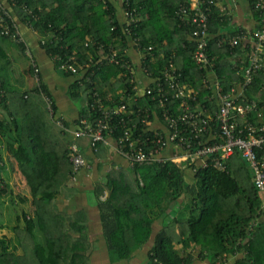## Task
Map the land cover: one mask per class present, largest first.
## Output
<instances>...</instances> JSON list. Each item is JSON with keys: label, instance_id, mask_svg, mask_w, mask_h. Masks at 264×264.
Listing matches in <instances>:
<instances>
[{"label": "trees", "instance_id": "1", "mask_svg": "<svg viewBox=\"0 0 264 264\" xmlns=\"http://www.w3.org/2000/svg\"><path fill=\"white\" fill-rule=\"evenodd\" d=\"M249 2L259 28L256 0ZM189 5V0H0V264H85L90 248L84 230L80 227L79 240L73 239L56 203L58 196L75 194L68 185L73 180L69 146L75 142L81 148L85 141L90 149L89 137L74 139V128L80 120L94 127L104 119L101 112L122 106L123 112L107 117L113 133L105 132L104 138L117 139L129 116L132 138H150L151 124L141 123L145 111L161 118L155 98L146 91L153 89L168 59L186 84L201 86L207 72L192 60L188 34L194 12ZM180 7L189 11L184 23L176 16ZM201 9L208 16L210 69L226 92L241 81L232 71L239 67L242 50V42L232 49L227 43L245 32L219 33L227 16H218L215 0H205ZM37 49L58 75L71 79L66 96L72 104L81 101L75 120L57 113ZM69 59L75 72L59 69ZM143 68L149 75L138 79ZM259 75L246 88L249 100L264 99V77ZM204 95L202 90L198 99ZM212 105L205 103L206 108ZM148 120L153 121L150 114ZM101 147L106 152L100 154L112 149L129 167L127 175L111 170L92 191L105 247L116 260H127L152 240L148 264L218 263L237 255L234 264H264V198L237 153L219 171L210 158L206 166L166 161L131 167L111 144H99L91 152L100 157ZM81 156L89 165V157ZM9 171L21 178L22 191L8 183ZM155 222L161 228L153 235Z\"/></svg>", "mask_w": 264, "mask_h": 264}, {"label": "built area", "instance_id": "2", "mask_svg": "<svg viewBox=\"0 0 264 264\" xmlns=\"http://www.w3.org/2000/svg\"><path fill=\"white\" fill-rule=\"evenodd\" d=\"M204 1L189 0V10L194 12L191 20L193 32L188 34L193 44L192 60L199 70L207 72L201 79V88L195 89L186 84L181 70L168 59L167 65L160 69L153 89L146 91L147 94H152V101L155 98L161 118L159 121L154 111H145L146 119L141 123L145 126H156L152 127L153 134L150 138H132L130 126L134 128V124L130 116L121 124V134L117 139L109 141L104 138L105 132L109 135L113 133V128L106 121L107 117L125 110L119 106L101 112L104 119L98 121L94 127L85 120H80L79 125L74 128V139L89 137L92 152L97 151L99 144H111L119 155L130 160L131 167L166 161L206 166L207 159L210 158L212 167L223 171L225 162L237 153L250 169L255 189L264 198V99L254 97L249 100L245 97L246 88L255 76L260 74V78L264 77V0H256L254 3V9L260 17V27L250 33H243L240 37H234L227 43L230 49L241 42H248L249 46H245L246 58H239V67L232 71L234 76L241 75V81L226 92L223 91L221 82L216 79L215 72L210 69L213 60L210 62L206 55L209 31L208 16L201 9ZM1 10L0 6V14ZM188 12L186 8L180 7L176 14L180 23L186 21ZM224 42L219 41L217 46L220 48ZM69 61L70 59L62 62L59 69L75 72ZM142 73L144 77L149 75L146 68L142 69ZM202 90L205 95L199 100ZM261 90L264 95V82ZM173 102H177L178 106L172 111L169 105ZM207 102L213 104L212 107L206 108ZM148 113L153 117L151 123ZM166 150L169 151L167 155ZM81 154L80 147L73 142L68 151L72 164V181H75L76 174L81 169L88 168Z\"/></svg>", "mask_w": 264, "mask_h": 264}, {"label": "crops", "instance_id": "3", "mask_svg": "<svg viewBox=\"0 0 264 264\" xmlns=\"http://www.w3.org/2000/svg\"><path fill=\"white\" fill-rule=\"evenodd\" d=\"M116 2L118 0H111ZM215 6L217 14L223 17L227 16V23L222 28H219V33L226 34L228 31L243 29L244 32L250 33L256 29V18L251 8L249 0H215ZM28 39H31L29 34H26ZM32 40V39H31ZM30 40V41H31ZM241 50V59L246 58V48L249 46L248 42H243ZM35 56L38 59V63L41 67V76L46 83L49 95L51 96L59 116L68 121H73L77 118L78 110L75 109V105L72 104L67 96L66 90L70 83L69 78H64L58 75V72L54 70V66L51 62L47 63L45 57L42 56V52L38 49L34 51ZM138 79H144L145 77L141 72L136 74ZM146 81V80H145ZM147 84V81H146ZM122 92H120L121 94ZM119 94V95H120ZM152 127H156L152 125ZM82 154L89 157V168L81 170L75 181L68 182L69 186H73L75 194L67 198L64 196H58L56 203L58 204L61 218L64 221L66 227H68L69 233L73 234V239L79 240L78 230L80 227L84 230V238L89 244L90 252L87 254V260L85 264H148V250L151 247L152 240H149L145 245H140L127 260H116L111 256L105 247L104 239L101 233V226L99 221V214L95 206L93 197V188L95 183L112 171L124 172L129 174V167L127 163L120 157L114 154L112 149L106 154H100L103 150L99 149L100 157H96L91 150L87 147L85 141L80 142ZM166 150V155L168 154ZM125 170V171H124ZM9 180L11 179L12 171H9ZM241 174L234 172V174ZM14 174V173H12ZM126 174V175H127ZM76 182L75 184H73ZM15 193H17L15 191ZM264 213V212H263ZM264 221V214L261 216L260 221ZM153 235H155L161 228L160 223H153ZM74 240V241H75ZM176 248H180L176 245ZM238 256V255H237ZM237 256L227 257V259L221 262L202 261L198 260V264H234Z\"/></svg>", "mask_w": 264, "mask_h": 264}, {"label": "rangeland", "instance_id": "4", "mask_svg": "<svg viewBox=\"0 0 264 264\" xmlns=\"http://www.w3.org/2000/svg\"><path fill=\"white\" fill-rule=\"evenodd\" d=\"M39 48V47H38ZM41 50V49H40ZM42 51V50H41ZM47 63H49L48 61H47ZM50 64V63H49ZM81 101H76L75 103H74V107H75V109L76 110H78L79 108H80V106H81ZM13 173V172H12ZM11 173V179L9 180V183L11 184V186L12 187H14L15 188V190L16 191H22L23 189V182H21V178L19 177V176H17V174H12ZM0 186H2V185H0ZM173 215H175V214H173ZM176 216V215H175ZM170 217H172L171 215H170ZM107 250V249H106ZM108 252V251H107Z\"/></svg>", "mask_w": 264, "mask_h": 264}]
</instances>
